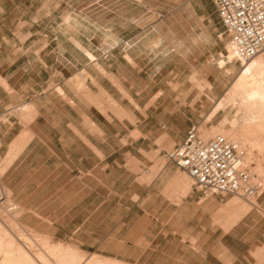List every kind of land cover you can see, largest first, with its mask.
Segmentation results:
<instances>
[{"label":"rangeland","instance_id":"obj_1","mask_svg":"<svg viewBox=\"0 0 264 264\" xmlns=\"http://www.w3.org/2000/svg\"><path fill=\"white\" fill-rule=\"evenodd\" d=\"M71 16L86 31L95 69L77 70L78 86L93 101L85 79L96 71L116 97L101 87L96 96L106 132L89 120V138L100 149L89 141L82 162L76 150L55 149L50 159L41 150L8 176L34 136L36 90L54 71L39 63L54 61L64 40L55 33ZM39 30L52 36L32 35ZM0 44V120L15 138L0 149L2 227L126 264H264V210L256 198L205 196L167 157L196 126L206 140L226 134L240 142L264 182V117L240 106L245 89L228 93L244 62L229 57V34L212 0H0ZM120 61L118 93L106 70ZM11 148L18 149L9 160Z\"/></svg>","mask_w":264,"mask_h":264},{"label":"crops","instance_id":"obj_2","mask_svg":"<svg viewBox=\"0 0 264 264\" xmlns=\"http://www.w3.org/2000/svg\"><path fill=\"white\" fill-rule=\"evenodd\" d=\"M72 19L73 17L70 18V21L66 19L69 24L68 27L62 28L55 33L57 38L63 37L64 40L61 42L59 39L56 48L53 50L55 52L54 61L51 63H39L40 68L48 67L54 71L50 73L49 79L41 85V88L36 90L37 94L33 97L37 112L32 123L34 136L24 146L22 153L6 170L5 174L8 176L10 173L11 176L14 177L18 175L21 172L20 168L24 162L23 158L25 159L29 156L38 155L41 150L47 149L46 154L41 153L43 158L46 159L55 156L57 157L59 155L55 152V149L76 150L75 152L77 153V156H79L78 160L79 162H82L83 158L89 157L88 149H92L89 141L94 147L100 149L97 140H95L94 137H92L91 140L89 138L90 129L88 122L91 120L93 126L105 133L106 117L98 108L97 103L99 104V98L96 96L100 94L101 87L107 91L114 100H116V97L105 85V76L96 71H91L92 76L86 77L85 79L86 84L91 87V93H94L95 95L93 101L89 99V90L82 89L78 86L79 83L75 76L82 75L83 72H77V70L95 69L93 66L89 65L86 57V54L89 51V45L85 39L86 31L79 24L73 26L71 23ZM32 35L52 36L50 34L42 33L40 30L33 32ZM38 48L40 53L46 50V46L41 43H39ZM126 63L130 64V61H127ZM116 65L117 66H112L110 71L106 70L108 73L112 74L113 78V82L110 81L109 78H107V81L111 83L113 89H116L117 92L120 93L118 85L124 83V81L122 82L120 71L122 67L121 61ZM64 70H66V75L62 76ZM124 78L126 81L127 78ZM92 79H94L97 84H94ZM56 86L60 87L63 92L60 93ZM124 89L127 90L129 94L133 93L130 87L129 89L124 87ZM63 95H65V97ZM132 99L136 100L137 97L132 95ZM0 115H2L1 111ZM4 116L6 118L7 115L5 114ZM9 118L11 117L9 116L8 119ZM116 120L117 119L113 116L111 120L107 119L108 123L112 125L115 124ZM1 121L2 120H0V132L2 134L3 144L5 143L6 145L7 143H12L15 139L12 137L13 130L10 124ZM3 125L4 131L1 129L3 128ZM20 133L21 132L19 131L16 135L18 136ZM93 136H95V134H93ZM72 153L67 151L65 156L72 159ZM9 154L8 156L10 158ZM0 174H2V172H0ZM255 198L257 204H259L264 210V190ZM250 213L251 210H249L248 215Z\"/></svg>","mask_w":264,"mask_h":264},{"label":"built area","instance_id":"obj_3","mask_svg":"<svg viewBox=\"0 0 264 264\" xmlns=\"http://www.w3.org/2000/svg\"><path fill=\"white\" fill-rule=\"evenodd\" d=\"M229 34V50L246 62L264 53V0H212ZM3 138L0 132V149ZM247 151L240 142L226 134L209 140L201 138L196 126L167 153L193 180L205 196L241 195L257 197L264 189L261 176L247 160ZM6 193L0 185V204ZM10 210L16 206L10 205Z\"/></svg>","mask_w":264,"mask_h":264},{"label":"bare ground","instance_id":"obj_4","mask_svg":"<svg viewBox=\"0 0 264 264\" xmlns=\"http://www.w3.org/2000/svg\"><path fill=\"white\" fill-rule=\"evenodd\" d=\"M257 56L244 62L243 70H241L235 83H233L232 89L228 92L234 97L237 90L245 89L244 94L241 93L242 97L240 96V106L246 110V113L253 114L256 119L260 116L264 117V53ZM229 57L231 59L233 57L231 51ZM222 107L221 99L210 117L214 116ZM16 149L18 148L14 150ZM12 150L11 148L9 152L10 158L8 156L10 160L17 154L13 150V155ZM237 196L246 198L241 195ZM26 233L29 232L24 228L2 227L0 224V264H126L115 258L97 253L85 255L77 247L65 243L52 244L48 238L31 239L32 234L28 237Z\"/></svg>","mask_w":264,"mask_h":264}]
</instances>
